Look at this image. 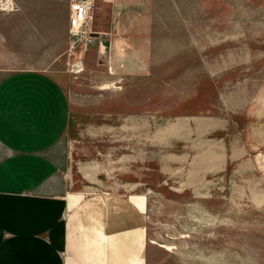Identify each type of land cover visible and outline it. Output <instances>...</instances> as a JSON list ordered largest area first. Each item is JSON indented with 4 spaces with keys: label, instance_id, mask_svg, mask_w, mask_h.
<instances>
[{
    "label": "rangeland",
    "instance_id": "obj_1",
    "mask_svg": "<svg viewBox=\"0 0 264 264\" xmlns=\"http://www.w3.org/2000/svg\"><path fill=\"white\" fill-rule=\"evenodd\" d=\"M89 1L74 36V0L0 11V71L45 72L69 96V181L131 225L129 264H264V0ZM146 27L144 68L112 70L122 46L140 52L110 41L142 44Z\"/></svg>",
    "mask_w": 264,
    "mask_h": 264
},
{
    "label": "crops",
    "instance_id": "obj_2",
    "mask_svg": "<svg viewBox=\"0 0 264 264\" xmlns=\"http://www.w3.org/2000/svg\"><path fill=\"white\" fill-rule=\"evenodd\" d=\"M140 27L133 19L122 28ZM147 29L142 44L140 37L132 44L110 41L114 55L119 45L138 47L140 52L132 63L122 46L119 59L124 64L112 56V70L117 65L128 71L144 68L141 54L149 44ZM105 44L104 51L110 47ZM70 116L69 96L51 75L35 69L0 71V264H117L118 254L121 264L132 260L133 237L126 235L131 225L124 224L122 215L118 223L109 203L101 201L103 196L77 189L63 171L68 169V155L62 141ZM140 225L137 246L144 238ZM120 242L128 248L121 250Z\"/></svg>",
    "mask_w": 264,
    "mask_h": 264
},
{
    "label": "built area",
    "instance_id": "obj_3",
    "mask_svg": "<svg viewBox=\"0 0 264 264\" xmlns=\"http://www.w3.org/2000/svg\"><path fill=\"white\" fill-rule=\"evenodd\" d=\"M5 2V3H3ZM74 19L71 26V34L72 36L78 34L81 29L80 23L86 20V13L88 10H91L92 4H90L89 0H74ZM18 7L14 0H3L0 3V11L2 12H15ZM79 25V26H78Z\"/></svg>",
    "mask_w": 264,
    "mask_h": 264
},
{
    "label": "bare ground",
    "instance_id": "obj_4",
    "mask_svg": "<svg viewBox=\"0 0 264 264\" xmlns=\"http://www.w3.org/2000/svg\"><path fill=\"white\" fill-rule=\"evenodd\" d=\"M79 26V25H78Z\"/></svg>",
    "mask_w": 264,
    "mask_h": 264
}]
</instances>
